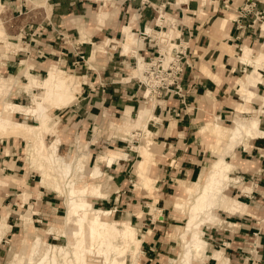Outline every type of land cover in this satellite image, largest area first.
<instances>
[{"label":"crops","instance_id":"0c3cea01","mask_svg":"<svg viewBox=\"0 0 264 264\" xmlns=\"http://www.w3.org/2000/svg\"><path fill=\"white\" fill-rule=\"evenodd\" d=\"M23 1L24 3L20 0H7V5L11 4L14 8H10V13L7 17L3 16L2 20L9 22V26L17 32L28 35L27 53L31 57H27L35 69L44 62L39 61L43 58L56 59L61 67L66 64L72 67L78 53H82L85 59H88L84 60L85 66L83 65L80 70L85 80L80 83L79 100L67 109L58 110L54 116L58 126L56 129V136L59 139L58 153L67 150L65 152L67 154L70 142L82 141L85 145L82 151L87 155V167L97 164L101 174L109 175V185L112 188L110 197L114 202L121 200L127 204L129 199L131 203L129 212L137 219L136 209H141L153 199L155 204L161 206L163 214L166 213L168 218L173 217L169 208L163 206L165 199L174 194L175 190L178 192V187L182 188L183 192L187 183L198 182L205 169L204 160L211 157L209 148L211 135L207 131L204 132L209 122L215 118L222 122L232 112V117L235 118L234 105L241 102L237 90L240 89L245 76L238 81L239 88L235 92L236 80L251 67L239 62L236 56H233V51L241 53L245 47L241 49L240 47L244 45L248 46L247 48H256L264 34L261 30L264 26L261 25L264 22V15L263 19L253 24L250 22L252 18L250 15L236 24L234 21L236 8L244 0H115L118 3L113 2L112 5L117 8L114 14L110 12L109 20L104 19L102 25L107 10L104 8L105 5H99L85 28L83 19L86 17L87 9L96 4V0H45L51 7L48 18L44 16L41 20H33L32 15L30 20H27L30 16H26L19 21L17 16L22 14V7L25 8L27 1L33 2ZM255 1L254 9L264 14V0ZM44 5L46 6V3ZM82 7L85 15L84 13L75 15L72 19L74 21L69 20L70 24L65 22L71 17L70 14L79 13ZM110 7L112 10V6ZM157 15H160L158 19ZM221 18L223 20L217 27L214 23ZM72 23L76 26H69L73 25ZM240 23L243 24L241 27ZM78 24L82 26L81 36ZM171 25L187 42L189 67L185 68L182 76V96L156 100L159 102L156 103L153 112L158 121L149 123L153 152V163L147 174L153 181V189L149 194L142 186H136L134 191L133 188H129L131 173L128 172V166L132 163L129 164L128 161L135 151L130 146L132 141L127 140V133L118 131L112 125H115L113 121L121 118L122 114L124 118L120 126L124 128L133 125L134 119L133 121L128 119L139 104L136 81L122 76L126 73L123 70L127 63L134 58L138 62L137 52L144 57L154 52L153 44L156 41L146 33L148 29L161 28L162 31ZM123 27H129L132 37H141L142 47L132 55L130 52L123 54L120 45L107 49L104 46L103 52L99 53L97 50L99 44L117 37L122 38ZM142 33H146L150 40L147 36L140 35ZM66 34L71 35L69 40L64 39ZM102 38L107 40L93 43V49L89 47L92 41L96 42ZM17 52L13 54V59L17 58ZM91 52H96L94 58ZM7 61L3 72L14 67V64H11L14 61L11 62L8 58ZM259 70L264 72V69ZM262 78L264 77L261 74ZM262 86L264 83L258 82L253 89L256 98H261L258 92H261ZM143 110L146 119L150 110L144 106L138 108L136 115ZM263 118L264 115L261 116V119ZM23 140L21 136H0V217L2 211H7L6 222L9 221L15 205L14 197L17 194L15 186L18 183L14 179L29 185L30 177L33 175L32 170L26 174L20 162L22 161L20 150L25 146L24 143L22 145ZM105 150L122 153L124 157H118L110 164L104 161L97 162V155L106 153ZM225 161L233 165V171L236 173L234 177L240 180L239 184L229 186L234 189L233 196L236 199L233 200L241 204L240 213H229L223 208L217 209L218 219L222 221V225L204 226L203 238L209 245L216 243L219 246L228 264H264V136L249 138L238 144L232 154L225 156ZM20 170L22 172L19 174ZM17 173L18 177L13 176ZM245 187L250 188L249 192L243 191ZM27 192L38 193L36 203L39 201V205L42 206H35L38 208L31 213L39 215L40 219L47 214V209L56 210L58 207L55 200H49L53 198V194L57 196L53 191L51 195V190L49 192L37 189V192H34L29 189ZM149 221V227L143 231L149 234H145V239L142 238L140 243L142 256L138 259L139 264H156L157 257L164 256L166 248L169 247V243L162 240L167 232V223L153 222L151 218ZM8 226L10 230V224ZM210 253L211 251L208 254ZM207 262L217 264L210 256L203 263Z\"/></svg>","mask_w":264,"mask_h":264},{"label":"rangeland","instance_id":"374dc122","mask_svg":"<svg viewBox=\"0 0 264 264\" xmlns=\"http://www.w3.org/2000/svg\"><path fill=\"white\" fill-rule=\"evenodd\" d=\"M3 1H4V3H3ZM6 1L7 0H0L1 5H2L0 7V22H1V24L5 30L6 38L8 39L7 42H9L10 44L8 43L9 45H7L6 41H1L2 39H0V41H1L0 42V79L3 78V80L5 82V87H4L3 92L0 96V105H3L4 103H12V104L19 105L23 108H29V106L32 105V102H31L30 95L26 92L27 90L25 89L26 79H25V77H23L22 74L19 76L17 75L18 69L20 67V65H19L20 62H23L22 67L31 66L32 69L30 68L29 72L32 73L33 75H37L38 77L42 78L43 76H45L49 67L51 65H58L59 61L57 62L56 59L52 60V59L43 58L39 61L44 60V62H42L40 65H38V67L36 69L34 68V65H32V63H31L32 61L29 59V57H31V56L27 53L28 46H29L28 45V42H29L28 35H24V32H21V33L17 32V30H14L13 27L9 26L10 25L9 22H5L2 20L3 16L4 17H5V15H6V17L8 16V14L10 13V11H9L10 8H12V9L14 8V6L11 4H10V6L7 5ZM20 1L22 3H24L23 0H20ZM95 2H96V4H93L92 6H90L87 9V11H88L87 14H86V12L85 13L83 12V10H84L83 9L84 6H83L79 13L70 14L71 17L69 19L67 18L65 22L69 23V20H71L70 22H72V21H74L72 19L75 18V15L84 13V15L86 14L85 15L86 17L83 19V21H84L83 26H85V28H86V26H87L86 23H88V21L91 20V18L95 15L98 6L99 5H105L104 8L107 11H106V16L103 18V23H102V25H103L104 19L105 20L110 19V12H112L114 14V5H112V3L113 2L118 3V2L115 0H104V1L96 0ZM17 3L18 2H16V4ZM45 3H46V6L44 5ZM109 5L112 6V8H113L112 10H110L111 7ZM30 7H33V8L31 10L27 11L26 13H23L25 10L29 9ZM50 8L51 7L48 6L47 1H45V0H33L32 3L27 1L25 8L22 7V9H21L22 14H20V16H17V18L19 19V21H22L21 19L26 18V16H30V17H27L28 18L27 20H30L32 15H34L33 20H36V19L41 20L44 16L48 18L49 14L51 13ZM12 15H14V13H12ZM72 16H74V17H72ZM222 20H223V18L218 19L214 24L218 27ZM18 22H16V24ZM263 23L264 22H262L261 25H263ZM19 24H20V22H19ZM69 26L75 27L76 25L73 24V25H69ZM77 28L79 31V35L81 36L83 33L81 24H78ZM262 33H263V31H262ZM70 36L71 35L66 34L64 39L69 40ZM131 39H136V38L132 37ZM79 40H81V38H79ZM104 40H106V39L102 38L101 40L99 39L96 42L91 40L92 45L91 46L89 45V47H91V49H93L94 48L93 43L94 44L101 43ZM115 40H121V38L118 39V37H117ZM263 40H264V34H263V37L260 39L259 44L256 46V48L255 49L251 48L255 55L259 53V49H260V46H261ZM12 43H14V44H12ZM31 43H33V42H31ZM156 43L159 45L158 46L159 50L161 52L162 51L164 52V55H165V52H169L168 51L169 47H166V44H161L160 41H156ZM156 43L154 42L155 45H157ZM5 45H7L9 47H6ZM117 45L119 46L120 44H117ZM176 45H177V43H176ZM10 46H13V48H11ZM96 46H98V45H96ZM99 46H102V49H97L99 53L103 52V50H104L103 46H105L106 49L108 47L109 48H115V45H111V44H105L104 45L101 43V44H99ZM221 46H222V44H221ZM243 47H246V46L244 45V46L240 47V49ZM121 48H122L123 54H127L130 52L131 55L135 51H138L140 49L136 44H130V47H127V49H124L122 46H121ZM5 49H7V50H5ZM13 49H15V50H13ZM227 51L229 52V49ZM16 52H17V56H16L17 58L13 59V56H14L13 54ZM238 52L239 51L234 50L233 56H236V58H238L239 54H240ZM136 54L138 57V55H139L138 52ZM80 55L83 56L82 53H78L76 56V59L72 62V67H68L67 64L64 67H61L60 65H58V66H60L62 69H64L67 72H71L77 76L84 77V76H81L83 74V72L80 70H82L83 65L85 66V63H84V61L82 62L81 60H79ZM27 56H29V57H27ZM39 56H41V55H39ZM140 57L141 56L139 55L138 60L140 59ZM7 58L11 62L14 61L13 63L10 62L11 64H14V67H12L11 70L8 69L7 72H3V69L5 68V64H7V62H8ZM83 59L87 61V58L85 59L84 56H83ZM76 61H78V64L75 63ZM137 63H138L137 60H136V63L134 64V59H130L129 64L127 63L126 68L123 70L124 72H126V73H124L125 75L122 74V76H127L130 78H133L136 81V89L139 92V95L137 96L138 97L137 100L139 102L138 107L134 111L131 112V114H130L131 118L128 119L129 121H133V119H134L133 125L131 124L129 126H126L127 128L126 127L123 128L122 126H120L121 121L124 118L123 114H122L121 118H118V119L113 121L115 123V125H112V127L115 126V128L118 131L124 132L125 134L127 133L126 134L127 140L132 141V144L130 146H132L133 150L135 151V153L133 152V156L128 161L129 164L132 163L131 166H128V172L130 171V173H131V180H130L131 182H129V185H128L129 188H133V191H134L136 189V186H142L150 194L152 192V189H153L152 179L149 177L151 179V181H150L148 187L143 186L144 182H143L142 178L136 177V169H137L138 164L143 159L141 157V155H139L137 148L144 147L151 153V155L153 154V152L151 151V144H152V140L150 138L151 134L149 135V137L146 136V131H145V129H143L144 127H142L143 122L145 120L144 114H143L144 110L140 111L138 114V116H140V117L142 116V120L139 119V117L136 115V112H137L139 107L144 106L145 108L150 110L151 116H155L154 115L155 112H153V111H154L156 103H158L159 101H156L157 99H155L154 97H151V99H149V100L146 98L145 99L141 98V94L143 93V88H142V85L137 83V79L140 80V78H142V69H141V67H139V65ZM137 66H138V70H137ZM131 67H133V69H131ZM259 69H262V68H260V67L257 68V71L260 73L259 80L261 82H263L264 78L261 79V74L264 77V72L260 71ZM251 71H252V68L249 70H246V72L244 71L242 76L237 78V80H236L237 86L234 89L235 92L239 88L238 81L240 79H242L246 75V73H248V74L251 73ZM242 83H241V85H242ZM241 85H240V87H241ZM79 88L80 87L77 88L78 91H79ZM254 88H252V90ZM260 90H261V92H258L259 94L258 93L257 94L259 96H261V98H262V97H264V86H262L260 88ZM30 91L33 94H36L37 92H40V89L36 88V87H32ZM78 91H77V93H75L76 98L72 102L67 104L66 106L61 107L60 109H55L53 104H51L50 102L43 103V107L45 108L46 113L49 116V121L47 123L48 131L46 134L43 135L44 142L46 145L51 144V142H53V140L54 141L59 140L58 137L56 136L57 135L56 129H58V126L56 125L57 124V121L55 120L56 117H54L55 113L58 110L67 109V108L73 106L74 103H77V101L79 100L78 95L80 94ZM255 100H259V98L255 97ZM255 100H253L252 103L251 102L247 103L246 105L249 106L250 108L251 107L252 108L258 107L259 103H258V101H255ZM263 115H264V108H263V112L261 113V116H263ZM232 116H233V112L231 114H229L227 118H224L223 121L220 123L221 124L223 123L225 125V128H228L230 120H232V119L236 120L239 118L245 119L244 116L246 118H249L251 116V114H249V113L238 114V117L235 114V118ZM261 116H260V120H259V125H260V128L264 130V118L261 119ZM11 117L13 120H15L18 123H25V124L32 125V126H36V125L39 126L40 125V122H38L39 120H36L37 117L32 116L31 114H28V116H25L23 113H15V111H14V113L11 114ZM154 118H156V117H154ZM156 121H158V119H156ZM147 128H149L148 124H147ZM206 131L208 132V134L211 135V136L208 135L211 138V139H209V141L211 143L209 146L210 153L211 154L222 153V148L225 145V141L228 138V132L225 131L226 133L224 135H222V138H221L222 140L219 143H214L215 139H214V135L211 132V127H207V129L204 130V132H206ZM0 134L1 135L4 134L3 135L4 137H11V136L23 137L24 140L22 142V145L24 143L25 146L23 148H21V150H20L21 160L23 161V162L22 161H20V162H21V165L26 170V172H27L26 174H28V172L33 173V175L30 177V180H29L30 184L29 185H27L23 182L19 183L17 181L19 179H14L15 182H17L18 184L15 186V189H16L15 193H17V194H16V197H14L15 198V205H13V213L9 216V221L6 222L7 227H3L4 229L3 228L0 229V234H1L0 235V264H8V262H10L9 260H11L12 256L18 252L20 254H22L21 260L24 261L26 264H37L39 262V258L41 255L40 253H42V251L44 252L46 247L48 249V245H51V246H67L68 245V241L70 240V237L67 233L68 227L73 225V221L75 219L74 217H71L70 221H68L69 223L66 222L67 216L69 215V213H68V206H67L68 197L65 194H66L68 187L71 183H73L77 189L81 188L82 186H85V185L87 187L89 186L86 195H84L82 198L84 200H86L87 202H90L91 206L94 209L110 211V213L108 215H105L102 217L104 219L117 220V221H129L135 228L138 229V233L140 234L141 240H142V238L145 239V234L146 235L149 234V232L145 233L143 231L149 227L150 218H151V221H153V222H165V223H167L166 224L167 232H166V235L164 234L165 237H163L162 240L165 243L166 242L169 243V247L166 248V250L164 252V254H165L164 256L159 255L157 257L158 261L156 264H177V263L179 264V262L181 261V258H182V253H183L182 239H179L178 241H173L170 237V234L174 230V227H176V226L179 228V234L180 235L183 234V227L185 225V218L187 216V210H188L189 204H187V206L184 207L183 211L172 210V205H173L175 199L177 198V196H183V199H186L188 194L193 193V191L196 188V186L193 184V182L186 184L187 187H186L185 191L182 192V188L178 187V192L175 190L174 194L168 196L165 199L163 206L169 208V210L171 211L170 215L173 214V217L170 216L171 219L168 218V216L165 212H164L165 214H163V211L161 212V210H160L161 206L155 204V200H153V199H152L151 203L148 202V203L144 204V207H142L141 209H139V208L136 209V213L140 211L142 213V215L139 218L137 217V219H135L134 217L131 216V213L129 212V211H131L130 210L131 203H130L129 199H127V204H124V203H122L121 200L118 202L117 201L114 202L113 198L110 197V191L112 188L109 185L110 184L109 183L110 182L109 175H105L102 173L98 178L94 179V178H91L89 175L86 174L91 168L98 166V165L93 164L89 168L87 167V155H86L85 151H82L85 149V147H84L85 145L82 144L83 143L82 141H78L75 143L70 142V144H71L70 149L71 150L70 149L68 150V155L65 153L67 150L60 152L59 155L62 154L61 158L71 159V162H72V171L69 174L70 177L60 178L59 174H61L60 173L61 168L58 167V169H56L55 168L56 166L53 167L50 164H48L45 161L40 159V157L34 151L35 143L33 141V138L30 137L29 134L24 133V132H22V133H11V132L6 133V132H4V133H0ZM3 136H1V137H3ZM246 139H249V138H246ZM133 144H135V145H133ZM239 144H241V143H239ZM109 151H111V150H105L106 153ZM106 153L98 154L96 157L97 162L101 161L100 157ZM117 153L122 154L119 152H117ZM26 158H27V160H26ZM226 159L229 160V158H227V157H226ZM213 160H214V157L211 155L210 158H207L204 160L205 161L204 166L205 167L209 166ZM75 162L76 163L79 162L80 164L83 165L82 171L74 170L75 164H76ZM111 162L112 161H108L105 163L110 164ZM152 163H153L152 157H149L146 159L144 158L143 163H142L140 168L143 169V171L146 175L148 174V172H150L149 171L150 165ZM41 166H43V167H41ZM32 168L34 169V171ZM29 170H32V171L30 172ZM233 170L234 169H232V171H230L231 173L229 172V174H230L231 178L237 179V177H234V175H236V173ZM21 172H22V170H20L18 173L20 174ZM100 172H101V170H100ZM18 173H17V175L15 174L13 176L18 177ZM8 179H10V178H8ZM56 179H58V180H56ZM40 181L43 184H41ZM4 182H6V179ZM56 183H57V186H56ZM131 183H132V186H131ZM235 185H237V184H233L232 182L226 183V187H225L226 189H225V191H223V194L225 195L227 200L236 199L233 196L234 195V191H233L234 189L229 187V186H235ZM93 187L99 188L98 191L103 196L102 197H96L93 194ZM29 189L31 191H34V192L35 191L37 192V189H39L41 191H49V192L51 190V195L53 192L55 194H57V196H55L53 194L52 195L53 198L49 199L50 201L55 200L56 203L58 204V207L56 208V210H54V208L47 209V214H44L43 219H40L39 215H32L31 211H33V210L35 211L38 207H41L42 205H39V201H37V203H36L35 198H38V193L29 194L27 192V190H29ZM89 189L92 191H89ZM129 190H131V189H129ZM193 197L194 196L191 197V200H190L191 202L193 201ZM78 198H75V199H78ZM20 204H21V206H20ZM35 206H38V207H35ZM217 209H219V207L213 208L212 211L214 214H216V217L219 218V216L217 215V212H218ZM147 212L149 213L148 215L145 214ZM27 213H30V217H31V226L30 227H28L26 224H24V222L21 221V218H20V215H22V214L26 215ZM6 216H7V211L6 212L2 211L1 217H0V222L3 220V218L6 219ZM35 218L40 219V220H37V219L34 220ZM161 218H163V219H161ZM9 224L11 226L10 230L8 228ZM207 225H214L215 226L216 223L205 224V226H207ZM221 225H216V226H221ZM26 228H27V230H26ZM201 229L204 230V225L201 226ZM48 232H50V233H48ZM37 237H40L41 241H39V247L36 250V253L34 251V253H35L34 254L31 251L32 250L31 247L35 243L34 239L35 238L37 239ZM186 237H187V239L191 238V236L189 234H187ZM205 241L207 243V240H205ZM44 242H45V244H44ZM117 244L123 245L121 240L120 241L117 240ZM213 244L214 245H209L207 243V248L205 250L206 254H204L203 255L204 257H202L203 261L202 260L194 261V262L192 261V264H205L203 262L208 256H211L210 254H212L216 250H221L216 243H213ZM132 246H133V244H130V248ZM68 250L71 253L72 249L69 248ZM39 251H40V253H39ZM210 251H211V253L208 254ZM140 252H141V247L139 246V249H138L137 255H136L137 264H139L138 259L141 258V256H142ZM70 255H69V257H67L65 259L62 256L61 257H59V255L56 256L55 264H72V263L76 264L75 259L73 258L72 255L71 256ZM137 256H138V258H137ZM31 257H33V258H31ZM70 257H72V258H70ZM62 258H63V261H62ZM29 259H32L33 262ZM57 259L59 260V262L57 261ZM70 259L72 260L71 263H70ZM119 259H122V258H119ZM64 260L67 262L65 263ZM206 264H210V263L207 262Z\"/></svg>","mask_w":264,"mask_h":264},{"label":"bare ground","instance_id":"6f19581e","mask_svg":"<svg viewBox=\"0 0 264 264\" xmlns=\"http://www.w3.org/2000/svg\"><path fill=\"white\" fill-rule=\"evenodd\" d=\"M1 6L2 5L0 2V7ZM116 8L117 6L114 8L115 11ZM262 28V31L264 33V26ZM146 33L149 34L153 40L160 41L161 44H166V47H169L168 51L172 50L173 48H179L178 45H176L175 41L172 40V37L175 38L179 33L177 29H172L167 32L161 30L156 32L154 30L148 29ZM121 37V40L106 39L107 41L104 42V45L120 44L124 49L130 47V44H136L139 48L142 47L141 37L131 39L132 35L129 31V27L122 28ZM0 39H2L1 41L6 42L8 40L6 38V33L1 22ZM8 43L9 42H7V45L10 44ZM7 45L5 46L9 47ZM10 47L13 48V46ZM99 49H102V46H100ZM95 53L96 52H91L92 58H94ZM166 53L168 52H165V57ZM236 59L239 60V62H242L244 65H248L249 67H251L252 71L249 74L246 73L245 81L242 83L240 89L237 90V94L241 99V102L235 104L234 111L237 117L238 114L243 113H249L251 114V116L249 118H246L244 116L245 119H234L229 123L228 128H225V125L223 123L222 125L220 123V120L217 118L213 119V121L209 122V124L207 123L208 127H211V132L214 135V143H219L222 140L221 138L222 135L226 133L225 131L228 132V138L222 148V153L211 154L214 157V160L209 166L205 167L200 180L193 183L196 186L193 193L188 194L186 199H183V196H177L172 205V210L183 211L184 207L189 204L187 216L185 218V225L183 227V234H179L178 227H174V230L170 234V237L173 241L182 239L183 253L179 264H192V261L194 262L202 260V257H204L203 255L206 254L205 250L207 248V243L203 238L201 226H205V224L207 223H216V225L222 224V221L219 220L216 217V214L213 213V208L219 207L227 210L229 213H240L241 204L233 199L227 200V198L223 194V191H225L226 189V183L232 182L233 184H238L240 182L239 178H231L229 172L234 168L231 163L225 161V156L232 154L235 146H237V144L239 143L245 142L247 140L246 138L264 136V131L261 130L259 125V119L264 108V97L260 98L259 100H255L256 94L252 90V88L256 87V84L258 82L264 83L263 80V82L259 80L260 73L257 71L258 67L262 69L264 68V40L260 46L258 54L255 55L251 48L245 47L239 54V57ZM22 63L23 62H20L19 64L20 67L18 69L17 75L19 76L22 74L23 77H25V89L31 97L32 105L29 106V108H23L12 103H4L3 105H0V133L24 132L29 134L30 137L33 138V141L35 143L34 151L40 157V159L53 167L56 166V169H58V167L61 168V174L58 173L60 175V178L70 177L69 174L72 171V162L71 159L61 158L62 156L59 155L57 151V144L59 143V140H53V142H51V144L49 145H46L44 142L43 135L48 131L47 123L49 121V116L47 115L46 110L43 107V103L50 102L51 104H53L55 109H60L61 107L66 106L76 98L75 93H77L78 91L77 88L80 87L81 82H84V79L71 72L65 71L58 65H51L47 70L45 76L41 78L29 72V69L32 68L31 66L22 67ZM137 64L139 65V67H141V69H143V63L140 61V59L138 60ZM4 87L5 82L2 78L0 79V96L3 92ZM32 87L39 88L40 92L33 94L30 91ZM151 97L152 96H150V99ZM253 100L258 101L259 103L256 109L252 107L250 108L246 105L249 102L252 103ZM14 111L15 113H23L25 116L31 114L32 116L37 117L36 120H39L38 122H40V125L38 124L39 126H32L25 123L16 122L11 117V114L14 113ZM138 117L140 120H142V116ZM154 117L155 116H151L150 114H148L142 125V127H144L143 129H145L146 131V136L148 137L151 132L150 129L147 128V124L149 125V123H155L157 118ZM137 150L139 155H141L143 159L137 166L136 176L142 178L144 182L143 186L148 187L151 179L144 173L143 169H141L140 167L143 163L144 158L146 159L152 157L153 154L151 155V153L144 147H139L137 148ZM118 157L123 158L124 154H118L117 152L109 151L101 156L100 160L108 162L116 160V158ZM77 163V165L75 164L74 170L82 171L83 165L79 162ZM86 174L91 178L96 179L101 175V172L99 170V167L95 166L91 168ZM88 187L85 185L77 189L73 183L69 185L68 190L65 194L68 197L67 206L69 213L66 222L70 221L71 217H74L75 219L73 221V225L68 227L67 233L70 237L68 245L51 246L47 244L48 249L46 247L44 252L42 251V253H40L39 251L41 255L40 258L38 257L39 262L37 264H55L56 256L59 255V257L62 256L65 259L69 257L70 254L75 259L76 264H137L136 255L141 242V237L138 233V229L135 228L129 221L107 220L102 218L103 216L108 215L110 211L94 209L91 206L90 202H87L82 198L84 195H86ZM98 189L99 188L97 187H93V194L96 197H102L103 195L99 193ZM249 190L250 188L245 187L243 191L249 192ZM89 191L92 190L89 189ZM192 196L194 197L193 201L191 202L190 200ZM136 215L139 218L142 213L139 211L136 213ZM20 218L21 221H23L24 224H26L28 227L31 226L30 213H27L26 215L22 214L20 215ZM3 227H7L5 218H3V220L0 222V229ZM187 234H189L191 238L187 239ZM35 239V243L31 247L32 253H34V251L36 253V250L39 247V241H41L40 237H37L36 240ZM117 240H121L123 245H118ZM130 244H133L131 248ZM69 248L72 249L71 253L68 250ZM210 255V257L217 264H228L227 258L223 256L224 254L222 250H216ZM21 256L22 254H20L19 252L14 254L11 260H9L10 262H8V264H26L21 260ZM29 260L32 261V259ZM57 261L59 262L58 259ZM71 261L72 260L70 259V263ZM66 262L67 261H65V263Z\"/></svg>","mask_w":264,"mask_h":264},{"label":"built area","instance_id":"2783aa9c","mask_svg":"<svg viewBox=\"0 0 264 264\" xmlns=\"http://www.w3.org/2000/svg\"><path fill=\"white\" fill-rule=\"evenodd\" d=\"M146 1V0H143ZM255 0H244V2L236 8L234 21L238 24L239 21L245 19L247 16H251V24L255 21L263 19V13L257 12L255 8ZM160 15H157V19ZM156 19V21H157ZM243 24L240 23L241 27ZM249 26V24H246ZM175 30L172 25L162 31ZM161 28L155 29L154 31H160ZM147 36L146 33L140 34ZM148 37V36H147ZM177 45L178 49L173 48L166 57L164 52L159 50L158 45H154V52L150 53L146 57L141 56L140 61L143 63L142 78L137 79V83L142 85L143 93L141 94L142 99H150V96L158 98H166L172 96L181 97L183 94L182 87V76L185 68L189 67L188 56H187V42L180 36V33L174 38L172 37ZM148 40L149 37H148ZM153 43V42H152ZM184 44V45H183ZM79 60L84 61L83 56H79ZM75 63L78 64V61ZM136 58H134V64Z\"/></svg>","mask_w":264,"mask_h":264}]
</instances>
